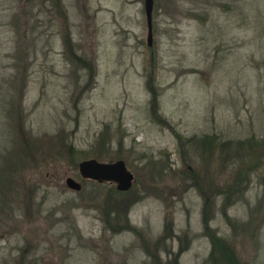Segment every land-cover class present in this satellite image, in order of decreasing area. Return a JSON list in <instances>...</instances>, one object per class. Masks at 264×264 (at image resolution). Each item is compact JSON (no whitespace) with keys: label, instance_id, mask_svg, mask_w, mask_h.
I'll use <instances>...</instances> for the list:
<instances>
[{"label":"rangeland","instance_id":"rangeland-1","mask_svg":"<svg viewBox=\"0 0 264 264\" xmlns=\"http://www.w3.org/2000/svg\"><path fill=\"white\" fill-rule=\"evenodd\" d=\"M152 29L143 0H0V264H210V234L264 264V0H154ZM205 136L259 143L245 180ZM97 157L128 192L80 178Z\"/></svg>","mask_w":264,"mask_h":264},{"label":"trees","instance_id":"trees-1","mask_svg":"<svg viewBox=\"0 0 264 264\" xmlns=\"http://www.w3.org/2000/svg\"><path fill=\"white\" fill-rule=\"evenodd\" d=\"M64 39V43L66 46V49L68 51V53H71L73 55V51H72V43L71 40L69 38L68 35H64L63 36ZM75 60H78L79 62L83 63L84 66L87 68V80L92 81L93 80V76H94V68L88 63L85 62V60L79 58L78 56L74 55ZM4 69H6V67H3ZM9 69V68H8ZM7 69V70H8ZM11 76V75H10ZM9 75L6 76V78H4V82H6L7 84H13L14 80L11 79L12 77H10ZM11 88V87H10ZM149 88H152L149 85ZM151 103V101H150ZM156 103L155 101H152L151 103V111L154 114V112L156 110H154ZM19 108V105H15L13 107V104L11 105V108L9 110H14ZM19 115V112H18ZM205 138V139H204ZM203 139H201L200 142V149L204 152H207L212 154V156L214 158H218L220 157L222 154L225 156V159H228V164L227 166L230 167L231 165H235L238 166V171H236L235 173V178H242V180L245 178H247V173L249 170H251V168L253 166H255V163L252 164V166L249 165V163H247L246 161H248L249 157L251 156L250 160H252L253 158L256 157V154L253 153L250 148L253 146L258 147L260 146L259 143H257L255 140L251 139V140H238V141H234V142H230L229 140H225L223 143H221L219 148H215L212 142V138L210 139V137L205 136ZM181 141V146H183L182 140ZM71 148V146H69V149ZM215 148V149H214ZM184 149V148H183ZM214 149V150H213ZM71 153V151H70ZM76 154V151L72 150V153L70 154L71 156H74ZM98 159V157H97ZM224 159V158H223ZM257 160V159H256ZM76 165V164H75ZM249 167L248 171L244 172L243 169ZM131 189V188H130ZM129 189V190H130ZM204 189V188H203ZM128 190V191H129ZM126 191V192H128ZM231 191H233L231 188H229V186H227V188H225V190L223 192L226 193H231ZM210 195V194H209ZM211 196H209L210 199ZM207 199V197H205ZM207 206V201L204 202V209H206ZM123 207V206H121ZM112 221V222H111ZM106 222L109 225V228L112 231H118V230H131L134 231L135 229L129 225L128 221H127V216L123 215V209H117L115 215L111 214H107L106 213ZM120 222V223H119ZM166 231H170L171 230V224L168 223V225L165 226ZM211 236V252L209 255V259L210 264H238L236 261V256L234 254L233 249L230 247V243L226 242V240L219 238L218 236L216 237L214 234H210ZM178 254H180V251L176 254H174V258L178 257ZM177 260V258H175ZM152 260H153V264H159L160 263V259L157 255H152Z\"/></svg>","mask_w":264,"mask_h":264},{"label":"water","instance_id":"water-1","mask_svg":"<svg viewBox=\"0 0 264 264\" xmlns=\"http://www.w3.org/2000/svg\"><path fill=\"white\" fill-rule=\"evenodd\" d=\"M154 0H143L147 27V45H152V11ZM77 171L81 179L92 180L97 183L113 184L117 191H128L134 181V174L121 158L112 161H102L96 158H86L78 163ZM65 184L72 190H80L81 184L72 177L65 179Z\"/></svg>","mask_w":264,"mask_h":264}]
</instances>
